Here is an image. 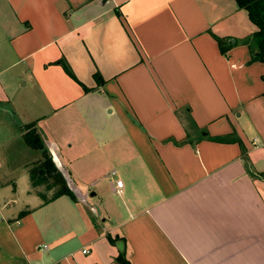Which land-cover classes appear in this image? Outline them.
I'll use <instances>...</instances> for the list:
<instances>
[{
    "label": "crops",
    "instance_id": "1",
    "mask_svg": "<svg viewBox=\"0 0 264 264\" xmlns=\"http://www.w3.org/2000/svg\"><path fill=\"white\" fill-rule=\"evenodd\" d=\"M4 1L0 129L29 157L0 167V264H264V63L245 44L247 12L235 0ZM31 124L75 200L45 204L32 186Z\"/></svg>",
    "mask_w": 264,
    "mask_h": 264
},
{
    "label": "trees",
    "instance_id": "2",
    "mask_svg": "<svg viewBox=\"0 0 264 264\" xmlns=\"http://www.w3.org/2000/svg\"><path fill=\"white\" fill-rule=\"evenodd\" d=\"M237 6L241 10H245L248 14L251 22L256 26V32L249 40H246L245 44L250 46V50L255 54L254 56L258 58L260 62L264 63V0H235ZM222 55H227L228 51L232 48V44L227 42L225 39H217ZM254 43V45L252 44ZM256 47V52L253 50V46ZM58 65H62L65 72L76 82H78L85 90L89 92L90 89L83 86L76 78L70 67L64 62H57ZM97 76V80H102ZM101 82V81H99ZM26 144L34 151L40 153V161L37 163V167L30 171L31 183L34 188L41 187L43 185L47 186V190H55L52 198L46 197V195L39 193V196L44 200L45 204L53 201L62 196H69L71 199L75 200V195L72 190L68 187L64 176L58 169L57 165L53 160L49 149L46 146L45 139L34 124L26 126V132L24 136ZM42 171V173H41ZM260 177L264 178V174ZM28 211L20 213V217L28 214ZM119 264H131L124 255H120L117 258Z\"/></svg>",
    "mask_w": 264,
    "mask_h": 264
},
{
    "label": "rangeland",
    "instance_id": "3",
    "mask_svg": "<svg viewBox=\"0 0 264 264\" xmlns=\"http://www.w3.org/2000/svg\"><path fill=\"white\" fill-rule=\"evenodd\" d=\"M8 11L9 10H8V7H7L6 3H5V1L4 0H0V24L1 25H2V23H8V21H10L11 13L8 12ZM3 32L7 33L6 30L3 31ZM0 33H2V31ZM253 40H254V38H253ZM21 71H22L21 66H16L12 70V73L15 76H17L18 73L21 72ZM22 83H24V82H22ZM28 90H30V88H26V87H24V89L20 88L21 93H24L26 91L25 94L30 95V91H28ZM20 97H23V96H20ZM5 121L10 126L9 120L6 119ZM2 133H4V134L8 133V130L6 129V125L4 127H1V129H0V167H3L4 168L3 170H5L6 169L5 167H12L13 163L19 164L22 160L26 159L29 156L23 157L24 154L25 155H28V154L25 153V152H23L24 154L22 152L20 154V152H19L20 148L18 147L17 142L15 144L14 141L12 142V141L8 140L6 135H4ZM45 141H46V139H45ZM35 152L37 154H35V153L33 154V156H32L33 159L38 158V155L40 154L37 151H35ZM37 165L38 164H34L32 169L36 168ZM65 181H66L68 187L70 189H72L70 181L68 179H65ZM39 189H40L41 193L46 195V197H48V198H52V196L54 194V191H55V190H51V191L49 190L48 191L46 185H43V186L39 187Z\"/></svg>",
    "mask_w": 264,
    "mask_h": 264
},
{
    "label": "built area",
    "instance_id": "4",
    "mask_svg": "<svg viewBox=\"0 0 264 264\" xmlns=\"http://www.w3.org/2000/svg\"><path fill=\"white\" fill-rule=\"evenodd\" d=\"M122 187H123V182L121 180L117 181V193L121 194L122 193ZM84 253H87V251H84Z\"/></svg>",
    "mask_w": 264,
    "mask_h": 264
},
{
    "label": "water",
    "instance_id": "5",
    "mask_svg": "<svg viewBox=\"0 0 264 264\" xmlns=\"http://www.w3.org/2000/svg\"><path fill=\"white\" fill-rule=\"evenodd\" d=\"M105 1H106V0H105ZM255 59H256V60H258V58H257V57H256ZM41 173H42V171H41Z\"/></svg>",
    "mask_w": 264,
    "mask_h": 264
}]
</instances>
